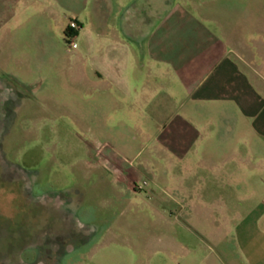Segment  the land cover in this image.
<instances>
[{"label": "rangeland", "instance_id": "374dc122", "mask_svg": "<svg viewBox=\"0 0 264 264\" xmlns=\"http://www.w3.org/2000/svg\"><path fill=\"white\" fill-rule=\"evenodd\" d=\"M132 1L0 0V264H264V173L254 211L222 212L229 198L154 149L161 113L133 101L145 71L126 57L127 99L107 88L106 36ZM174 1L264 46V0Z\"/></svg>", "mask_w": 264, "mask_h": 264}, {"label": "crops", "instance_id": "0c3cea01", "mask_svg": "<svg viewBox=\"0 0 264 264\" xmlns=\"http://www.w3.org/2000/svg\"><path fill=\"white\" fill-rule=\"evenodd\" d=\"M157 2L161 11L168 7V14L149 22ZM157 2L154 7L150 1L133 0L123 7L118 29L111 27L106 36L115 43L108 46L109 54L119 55L106 65V86L127 99L126 57L144 70L146 78L133 101L140 111L161 113L163 120L154 122V149L181 161L190 175L198 171L203 183L199 195L216 191L217 197L229 198L221 201L222 212L250 213L259 206L249 204L256 167L264 173V156L255 157V149L264 148V76L262 64L256 63L264 59V46L256 49L228 29L216 34L174 0ZM71 18L78 23V35L82 21ZM228 37L234 39L231 45ZM240 199L246 207L239 206Z\"/></svg>", "mask_w": 264, "mask_h": 264}, {"label": "trees", "instance_id": "16d2710c", "mask_svg": "<svg viewBox=\"0 0 264 264\" xmlns=\"http://www.w3.org/2000/svg\"><path fill=\"white\" fill-rule=\"evenodd\" d=\"M63 34L65 37L69 38L76 34V28H73L67 24L65 28L63 29Z\"/></svg>", "mask_w": 264, "mask_h": 264}, {"label": "built area", "instance_id": "2783aa9c", "mask_svg": "<svg viewBox=\"0 0 264 264\" xmlns=\"http://www.w3.org/2000/svg\"><path fill=\"white\" fill-rule=\"evenodd\" d=\"M68 25L71 26V27H73V28L77 27V23L73 19L68 22Z\"/></svg>", "mask_w": 264, "mask_h": 264}]
</instances>
